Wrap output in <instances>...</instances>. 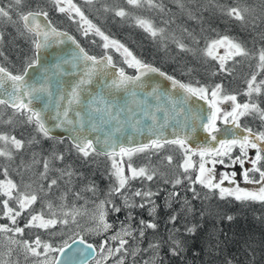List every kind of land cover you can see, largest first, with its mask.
Wrapping results in <instances>:
<instances>
[{"label": "snow or ice", "instance_id": "obj_1", "mask_svg": "<svg viewBox=\"0 0 264 264\" xmlns=\"http://www.w3.org/2000/svg\"><path fill=\"white\" fill-rule=\"evenodd\" d=\"M56 11L67 15L68 19L77 24L78 30L85 38L89 36L98 37L102 43L100 47L103 53L100 56L90 55L77 39L68 34L66 31L59 30L49 19V12L44 7L37 5L35 9L25 11L23 8L24 0H8L6 4L0 5V23H11L18 26L20 34L26 36L31 44V55L25 61L23 68L16 73L9 71L8 68L0 64V109H11L13 115L19 117L24 124L31 125L38 136L45 139H55L51 133L52 124L55 128H63L68 131L71 137L70 151L87 161L90 157L106 156L111 160L110 175L115 178L116 184L109 192V199L94 202L91 209L80 206H66L63 201L65 196H61V203L54 205L49 202L43 205L45 212L36 211L33 208L38 201L43 202L49 193L58 186V179L51 178L49 173L58 166L57 161L64 162L62 153L53 154L50 158L41 161L42 171L36 173L34 184L21 186L11 179H7V169L4 170L6 179L0 180V219L6 222L0 224V234L7 237V248L9 254L21 249L25 257L33 258V264H66L65 261L58 257H50V253H58L64 256L67 249L72 245L66 240L59 246L54 243L41 239L36 234L34 239H14V236H24L25 229H39L54 235L51 229L58 231H72L80 229L75 235L80 239L77 241L72 238L73 243L85 245L84 248H77L81 256L95 255L97 251L100 259L95 264H104V262L116 255L117 264H124V261L118 254H127L129 241L124 237L130 236L129 229L122 227L119 232H114L110 239L115 247H109V239L105 237L99 244V249L91 243H85L83 236L84 231H92L97 235L106 233L112 228L107 216L109 211L119 213L120 207H117L111 201L113 194L124 195L125 204L129 207H141L139 205L128 204V197L125 191L130 188V181H152L157 171L150 166H134L132 157L136 154L147 153L149 155H159L168 146H173L182 154V163L179 168L182 169L183 179L177 176L174 180H165V183H171L173 188L183 183V180L189 182V191L193 192V198H197L195 185L199 184L209 192L215 193L218 190L220 199L232 197L238 202H260L264 203V130L254 131L253 128L242 125L241 120L244 117H258L262 127H264V107L258 103L255 97L264 96V78L259 81L257 77L264 72V47L256 51H250L240 42L222 36L205 44L200 50L203 57L210 58L218 64V68L213 71L212 75L225 73L231 75L228 62L235 61L236 57L248 59H258L256 65L257 71L253 73L250 79L246 80V89L243 93L248 99L241 103L238 101L237 94L225 91L222 83L213 85H202L199 81L193 83L182 82L171 75H167L159 68L144 62L138 58L133 51L118 40L105 34L91 19L85 14L82 7L74 3L73 0H50ZM95 0H84L85 5H92ZM127 4L135 8L143 7L145 4L149 8H157L159 5L154 0H127ZM107 10V9H106ZM251 10L240 7L223 8V15L239 21L241 24H247L246 14ZM115 15L121 18L128 16L124 9L115 11ZM136 25L143 29L153 39L160 38L166 40L168 37L163 29L157 28L151 20L137 17ZM194 43H199L195 37H191ZM4 40L3 33H0V43ZM177 48L181 52H192L193 49L188 47L182 40H175ZM70 42L73 49L69 55L71 59L57 58L54 60H42V53L50 48ZM92 43L97 41L93 39ZM223 49V53L220 50ZM113 53L119 55L122 63L128 68L134 69L135 74L129 75L124 67H118L113 59ZM3 52L0 51V56ZM238 62V61H236ZM71 65L73 69L79 68L77 80L67 85V91L60 89L54 94L51 90V81L55 75H64L66 70L64 65ZM192 69H186L191 74ZM51 73V74H50ZM151 74H158L170 81L172 92L165 94V106L157 105L155 111H149L145 114L144 119L150 121L143 128L140 127L141 121L134 120L132 127L141 135L147 133V142H139L133 146V138L129 136H116L123 130L124 122L121 121L120 111L113 112L115 105L107 98L106 94L97 92L93 94L89 87L93 83V78L97 75L103 76L105 81L111 79V84L105 82V89L110 90L123 89L129 91V86L142 88L144 78ZM158 93V88L153 89V94ZM131 95L135 97V90H131ZM157 100L160 97L157 95ZM196 101H203L207 106L208 113L201 116L203 109L196 104ZM228 104L229 108L225 109L222 105ZM85 111L89 117L88 126L86 127L85 119L81 112ZM128 109V113H131ZM162 113L158 117L156 113ZM69 113H74V118H70ZM127 119V118H126ZM115 122V123H113ZM11 123V120L8 121ZM218 123H223L227 127L223 129L227 138H221L218 134L222 129ZM112 124V128L106 126ZM200 127L206 134L204 143L192 146L190 141L191 132H195ZM106 129V130H105ZM114 129V131H113ZM171 129L169 135L165 132ZM93 132L101 133L92 136ZM32 141H30L31 143ZM38 142V141H35ZM125 142L127 146H125ZM60 143H63L61 140ZM25 148V141L18 139L16 136L0 133V157L12 160L14 152H20ZM238 149V153L233 156V150ZM254 150V155L250 156L249 151ZM198 157V161L193 160ZM119 158V159H117ZM127 158V163H125ZM227 164H226V159ZM164 160L171 165L173 162L172 155H166ZM217 164L233 167L239 165V175L243 183L253 184L258 187L255 190L242 188L237 183L238 172L233 171L230 174H223L220 179L216 180L215 166ZM250 164V168L245 165ZM195 172L193 177L192 173ZM73 172L64 167L60 169L61 176L70 178ZM47 181V183H44ZM227 181L234 187H224ZM31 189L29 190H25ZM124 190V191H122ZM88 191L94 192V188ZM43 194V195H42ZM133 196L141 197L142 200L151 201L154 195L151 191L136 190ZM172 196H178V192L171 193ZM75 198L80 199V193H75ZM108 205H111L109 208ZM26 214V222L23 226L19 224V218ZM86 221L82 225L81 220ZM177 217L173 215L170 220L175 223ZM229 221L232 220L228 216ZM144 224V221L140 222ZM59 226V228H58ZM147 228L155 229V223H148ZM189 232L194 229L189 228ZM12 234V235H8ZM139 235L143 237L144 232L141 230ZM11 245H16L12 248ZM174 247L171 249L172 255H179L180 244L174 241ZM152 248H158L159 245H150ZM88 250H91L89 252ZM135 254V253H133Z\"/></svg>", "mask_w": 264, "mask_h": 264}, {"label": "trees", "instance_id": "obj_2", "mask_svg": "<svg viewBox=\"0 0 264 264\" xmlns=\"http://www.w3.org/2000/svg\"><path fill=\"white\" fill-rule=\"evenodd\" d=\"M157 4L159 7L143 11L147 19L155 22L159 28L161 26L165 31L168 38L162 40V42L166 43L167 49L170 41L174 42L173 37H175V40H182L188 47H192L193 49L192 52H181L180 50L171 52L177 59L176 63L182 65L179 68H174L176 64H172L171 61L167 63L162 62L164 57H166V60L173 58V55L169 54L167 50L160 51L152 47V50L148 51L149 48L147 47H149L148 44L150 43L144 45L139 43V49L138 47L137 49L144 54L148 52L147 54L157 56L161 62L156 60V62L151 64L158 66L162 71L168 73V75L170 74L185 83L195 84L194 82L199 80L202 85L224 84L226 81V84L230 85L231 88H236L245 75L242 73V66L249 69L258 63V59L250 60L248 58L236 57L235 61L230 60L228 62L231 75L218 73L213 76L212 73L218 68V64L215 62H210L208 66L205 63L203 64L202 59L204 57L198 48H203L201 44L205 40L201 39L207 35L212 40L222 36H229L240 42L250 51H256L264 47V0H211L210 4L207 0H158ZM221 6L225 9L236 6L241 9H250L251 11L246 14L247 24H241L239 21L223 15ZM107 21V26L111 29L112 33L117 32L121 34L122 26L116 25L113 20L109 19ZM110 23L111 26H109ZM194 24H197V27ZM201 31L202 33L200 34ZM138 37L140 39L144 38L142 35ZM191 37H195L196 41L200 39V43L197 45ZM158 39L160 38L156 40ZM145 48H147V52ZM193 55L201 58V62L198 65L192 63L191 58ZM197 67H203V69L198 70ZM186 69H192L193 71L191 74H188ZM125 71L134 74V69H125ZM240 77L241 80L239 79ZM261 78L264 77L260 75L257 77V80L259 81ZM227 89H229V86ZM9 120H11V123H8ZM18 120L19 118L13 115L11 109H0V133L10 136L14 135L18 139L25 141V148L20 152H14L12 160L9 161L0 157V180L6 179L4 170L7 169V179L13 180L22 187L34 184V181L37 179L36 173L42 171L41 161L43 159L50 158L53 154L59 153H62L65 157L64 162L61 164V162L57 161L58 167L49 173L51 178L58 179V186L54 188L52 193L48 194V197L43 202L38 201L37 205L33 206L36 211H41L43 205L48 203L49 199L54 205L61 203V196L66 197L63 203L68 207L72 205L80 207L85 203H89L96 196V192L108 189L105 179L108 180L109 184L112 182L113 187L115 186L113 178L109 173L111 160L106 156H94L85 161L78 157L74 151H70L71 144L67 140L58 138L45 139L38 136L31 125L24 124L23 122H21L20 126L17 125L18 127L13 128L12 123ZM242 125L246 126L243 122ZM252 128L254 131H259L256 127ZM61 140L63 143H60ZM30 141L32 142L30 143ZM172 147L168 146V148ZM67 151L71 155L67 154ZM177 153L182 155L179 150ZM142 154H136L133 157H136L137 161L140 159V162H143L145 157ZM147 155L149 156V154ZM161 159L160 157L154 159V164L162 165ZM148 165L149 163L146 166ZM64 167H68L74 173L70 180L67 176L60 175V169ZM170 168L175 173H178L179 164ZM161 181L160 178L151 181L152 183L148 184L151 188L145 192L151 191L154 195L158 196L160 191H162V186H160ZM44 183H47V181H44ZM170 185L171 183H169ZM185 186L189 188L187 180H183L178 189L182 192L186 191L187 194H184V196L191 201L190 204L187 203V210H180V207L183 206V204L180 205V197L175 199L169 212H166L163 209L164 206H162L155 220L156 228L146 230L147 235L141 243V250L134 251L135 257L144 260L151 257L153 264H264V203L251 201L238 202L232 197L220 199L217 192L208 193L209 196L214 198L213 200L207 201L206 195L204 199L199 197L194 199ZM194 187L196 193L202 192L197 190L198 184ZM89 188H94L95 191H88ZM25 190L30 191L31 189L25 188ZM77 192L80 193V199L75 198V193ZM105 194L106 192L103 194L104 197H106ZM110 207L111 205H109ZM43 210L47 211L46 208H43ZM139 210L136 206L133 211L134 215L139 214L145 218L146 214L142 210L139 212ZM120 213L115 217L114 212L110 211L112 215L111 219L113 220L115 217L116 221L117 218L124 220L126 215L124 216L123 212ZM173 215L177 217L175 223L170 220ZM25 216L26 214L19 218L18 222L20 226H23L24 223L22 224L21 218ZM228 216L232 217L231 221L227 219ZM133 219L137 223L138 217L136 216ZM121 221L119 220L118 224ZM0 222L2 224L6 221L0 219ZM148 223L150 222L148 221ZM151 223H153V219ZM189 228L194 229V231L189 232ZM33 232H36L40 236L44 235L43 231L39 229H25V235L22 236V239L27 237L26 234H33ZM31 239H34V237ZM41 239L44 240L42 236ZM65 240L66 237L63 242ZM174 241H178L180 244L179 255H172L171 249L175 246ZM47 242L54 243L57 247L63 243H55L50 240ZM150 245H159V247L154 249ZM125 247L129 249L127 245ZM54 254L57 255V253ZM120 255H125V253L122 252Z\"/></svg>", "mask_w": 264, "mask_h": 264}, {"label": "rangeland", "instance_id": "obj_3", "mask_svg": "<svg viewBox=\"0 0 264 264\" xmlns=\"http://www.w3.org/2000/svg\"><path fill=\"white\" fill-rule=\"evenodd\" d=\"M156 1L158 2V0H154L155 4H157ZM207 1L209 4L211 3V0H207ZM7 2H8V0H0V5L6 4ZM73 2L77 3L78 6L82 7L83 10L85 11V14L88 16V18L91 19L92 22L95 23L98 27H100L101 30L105 32V34H107L111 38L118 40L121 43H123L131 51H133V53L138 58L142 59L146 63L151 64L153 62H156V60H158L157 56L147 54L148 53L147 48H149L148 51H151L152 47L157 48L160 51L167 50V52L171 55H173L171 52H174L175 50H179L176 46V43L173 42L172 40L170 41V39H169L170 45L167 49V47H166L167 45L165 42H162L161 39H158V40L154 39L153 40V38L151 36H149L146 32L143 31V29H141L140 27H138L136 25V18L137 17H142V18L147 19L146 18L147 16H145V13L143 10H149L150 8H148V6L146 4L143 7L135 8L133 6L128 5L127 0H116V1L115 0H95V2L92 5H85L84 0H73ZM37 5L44 7L45 10H47L49 12V16L52 17L59 26L67 28L74 33L75 32L78 33L79 36L84 40V43H82V46L87 49L88 53L96 55V56H100L103 53V49L100 47V44L102 43V41H100V39L98 37H92V36H89L88 38L83 37L81 35L80 31L78 30L77 24L74 23V25H73L72 23L68 22L66 15L56 11L55 7L52 5L50 0H24L23 8L25 11H27L30 9H35V7ZM119 9H124L128 13V16H126L124 18L116 16L115 11L119 10ZM160 10H162V9H160ZM164 10H163V12H164ZM63 16L65 18L62 19ZM109 19L113 20L116 23V25L119 24L118 26L123 27V28H121V34H119L117 32L116 33L111 32V29H109L107 26V24H108L107 20H109ZM152 23L157 28H159L155 24V22H152ZM260 24H263V23H260ZM194 25H195V27H197V24H194ZM109 26H111V23ZM160 29H162L161 26H160ZM0 33H3V36H4L3 42L0 43V48H1V46H3L4 48L5 47L8 48V47L13 46L14 50H17V51H18V49H22L23 52L26 51L23 54V56L26 55V57L28 58V54L30 53L31 50H29L28 47H26V45H25L26 48L24 51L22 45H23V43L28 44L29 39L26 36H23L20 34V31H19V28L17 25L7 23V22L0 23ZM201 33H202V31L200 32V34ZM139 35H142L144 38L140 39L138 37ZM93 39H95L97 41L95 44L91 42ZM201 40H205L204 43L201 44L203 46V48L205 47L206 43L212 41V39L210 37H208V35L205 37H202ZM201 40L199 39L198 42L200 43ZM139 43L143 44V45L150 43V44H148L149 47L145 48V51L147 53L144 54L143 52H140L138 50L139 49V46H138ZM137 47H138V49H137ZM198 49L201 50V48H198ZM1 51L3 52V55H4L5 51L3 50V48H1ZM220 52L223 53V49H221ZM5 53H7V51ZM9 55H13L12 52H9ZM30 55H31V53H30ZM4 57H6V56L4 55ZM113 59L117 63V65L124 67L125 69H128V70H133V69L128 68L127 65L122 63V60L118 54L113 53ZM191 59H192V63H195V65H198L201 62V58L199 56L193 55V57ZM23 60H25V59H22V61ZM255 60H257V59H255ZM170 61L172 64H176L175 65L176 67L174 66V68H179L180 66H182L181 64L179 65L176 63L177 59L174 55H173V58L171 60L170 59L166 60V57H164L162 59L163 63H165V62L167 63ZM194 61H196V62H194ZM159 62H161V60ZM210 62L214 63V61H212L210 58L204 57L202 59V63L207 64V66L210 65ZM256 65L250 67L249 69L242 66V73H244L245 75H244V78L242 79V81L239 82V84L236 88H233V87L231 88L230 85L226 84V81L223 84L225 91L228 93L237 94L238 101L241 103L245 102L248 99L246 96L243 95V93L246 89V80L250 79L251 75L257 71ZM22 66H23V64L21 62H18L17 65L15 66L16 68H13V69H20V67H22ZM199 69H203V67L202 68L199 67L198 70ZM198 72H200V71H198ZM248 74H249V76H248ZM260 75H262V77H264V72H261ZM212 79H213V76H212ZM239 79L241 80V77ZM196 81H199V80H196ZM199 82H201V81H199ZM228 86H229V89H227ZM234 91H236L238 93H235ZM239 92H240V94H239ZM242 96H244V97H242ZM254 99H256V101L261 103V106L264 107V96H262V97H255L254 96ZM258 99H259V101H258ZM222 107L225 109H228L229 105L225 104V105H222ZM21 122L22 121L19 118L18 121H15L12 123V125H13L12 127L13 128L18 127L17 125L20 126ZM242 122L246 126H249L251 128L256 127L257 130H259V131L264 130V127H262L261 122H260L258 117H244L241 120V123ZM4 123H7V122L5 121ZM218 124H220V127L222 125H224L223 123H218ZM177 151H178V149L176 150L175 147H172V148H166L159 155L152 154V155L148 156L147 153H143L142 156L145 157V160L143 162H140V159L137 161L136 157H132V161L134 163V166H146L149 163L148 166L156 169L157 175L152 181H154L158 178H160L162 180L160 182L161 183L160 186H162V191H160L158 196L153 195L151 197V201L154 202V205H153V203L149 202L147 199L142 200L141 197H136V196L134 197L132 195V193L136 190L146 191L147 189H150L151 187L148 184L152 183L151 181H146V180L145 181H141V180L130 181V188L125 191V195H127V197H128V204L139 205L140 203H144L145 206L143 208L138 207V206H137V208H138V210L140 209V210H142V212L144 214H146L145 218H143L139 214L134 215L133 211L136 207L127 206L125 204L124 195L113 194L111 196V201H112V203L117 205V207L121 208L120 212H123L124 216L126 215L125 219L122 220L121 218H117V221L115 220L116 219L115 217H117V215H119V213H120L119 212V213H114L115 217L112 220L111 219L112 215L110 214V211H109L107 219H108L109 223L112 224V228L109 229L108 232L97 235L95 232H92V231H84L81 233V235L86 240L87 239H88V241L91 240L90 242H93L96 246H98V248H99V244L101 243V241L105 237H107L109 239L108 246L109 247H115L116 245H114L110 239L111 235L114 232H119L122 227L127 228L130 230L131 235L126 236L124 238L129 241V243L127 245V247H129V249L127 248V254H125V255L118 254L120 256V258L123 259L124 264H153V259L151 257L149 259L144 260V259H141L139 257H135L136 254H133L134 251L135 252L137 250L140 251L142 248L141 243L143 242L144 237L147 235L146 230L150 229V228L146 227V225L148 224V221L151 222L153 219V223H156L155 220L157 219L158 213L161 210L160 208L162 206H164L163 209L166 210V212H169L171 210V206H172L173 202H175V199L177 197H180V199H181L180 205L183 204V206L180 207L181 208L180 210H182V209L187 210V208H186L187 203L188 204L191 203V201L189 199L185 198V196H184V194H187V192L186 191L182 192L180 189H178L179 185H177L175 188H173L172 184L169 186V183L164 182L166 179L172 180V179H175L177 176H180L181 179H183L182 169L179 168V170H177L178 173H175V171L170 168L174 165H178V164L180 165L182 163L183 157H182V155H179L177 153ZM66 153L71 155V153L69 151H67ZM237 153H238V149H234L232 155L235 156ZM73 154L75 155L74 152H73ZM166 155H172L173 162L171 165L167 164V161L164 160V157ZM249 155L253 156L254 150H250ZM154 157H156V158L160 157V159L162 158L161 159L162 165L161 164H159V165L154 164V159H156ZM35 158H36V156H35ZM117 159H119V158H117ZM31 160H35V159H31ZM193 160L198 161V157H193ZM125 163H127V158H125ZM226 164H227V159H226ZM245 167L250 168L251 165L246 164ZM110 168H111V161H110ZM111 171H112V169H110L109 173H111ZM233 171L238 172V176L236 179H237V183H239L242 188L255 190L258 187L257 185L243 183L241 176L239 175V172L241 170L239 169L238 164L233 166V167H228L226 165L217 164L215 166L216 180L218 181L223 174H225V173L230 174ZM195 174H196L195 172L192 173V175H194V176H195ZM112 178H113L114 184H116L115 178L113 176H112ZM105 181L108 184V187H107L108 189L100 190L99 192H96L95 193L96 196L93 197V199L91 198L92 200H90L89 203L83 204V206L91 209L93 207L94 202L98 203L101 200L109 199V192H110L109 189L110 188L112 189L113 185H112V182H110V184H109L108 180L105 179ZM223 186L229 187V188L234 187L233 185L229 184L227 181L224 182ZM185 187H187V186H185ZM185 187H180V188H185ZM197 190L204 192V193L197 192V194H198L197 197L204 199V197L206 195L205 198L207 199V201L214 199L212 196L208 195V193H213V192H209L208 189L203 188L201 185H199V187H197ZM122 191H124V190H122ZM105 192H106V194H105L106 197H104V195H103ZM173 192H178L179 195L178 196H172L171 193H173ZM189 192L193 195L192 191H189ZM216 192L218 193V190H216ZM108 207H109V205H108ZM140 210H139V212H140ZM136 216L138 217L137 223L134 222V219H133ZM25 217L21 218L22 224L26 222ZM119 220L120 221L122 220V221L118 224ZM141 221H144V224H141L140 223ZM81 223H82V225H84L86 223V221H84L82 219ZM0 224H1V222H0ZM141 230L144 232L143 237H141L139 235ZM41 231H43V230H41ZM49 231L53 232L54 235H49L47 232H44V231L42 232L44 235H41L42 238L46 241L50 240V241L55 242V243H60V242H63V240L66 237V241L69 243L72 241L73 237H75V239L80 238L79 236L75 235L76 232L80 231V229H78V228L75 229V231H72L71 228H69L68 230H63V231H58L56 229H51ZM8 235H12V234H8ZM26 235H27V237L25 239H31V238L35 237L36 232H33V234H26ZM13 238L17 239V240L22 239V237H20V236H14ZM7 244H8L7 237L3 234H0V264H33V258H31V257L26 258L25 254L23 253V251L21 249H17L16 251L9 254ZM11 247L16 248L17 246L11 245ZM56 256L57 255H55L54 253H50V257H56ZM99 259H100V255L98 254V256L96 257L95 261L92 262V264H95L96 260H99ZM104 264H117L116 255L108 258L104 262Z\"/></svg>", "mask_w": 264, "mask_h": 264}, {"label": "water", "instance_id": "obj_4", "mask_svg": "<svg viewBox=\"0 0 264 264\" xmlns=\"http://www.w3.org/2000/svg\"><path fill=\"white\" fill-rule=\"evenodd\" d=\"M68 34L73 36L70 33H68ZM73 47L74 46L71 45L70 42H68V43H65L63 45H59V46H56L54 48H50V49H48L42 53L41 58H42V60L51 61V60L63 57V58H67L70 60L71 56L69 55V53H71ZM153 66L159 68L158 66H155V65H153ZM63 68L66 70L65 74L64 75H55V76H53V79L51 81L50 86H51V90L54 94V97L58 91L57 82H59L60 89L67 91V85L77 80V75L72 74L73 71L77 74H79L81 71L79 68L73 69L70 64L64 65ZM127 74H129V73H127ZM134 74H135V72H134ZM134 74H129V75H134ZM105 82L107 84H111V79H107V81H105V78L103 76L97 75L96 77L93 78V83L88 87H89V90L93 94H96L97 92H100L101 94H106L107 98L111 101V103L113 105H115V107L113 108V112L120 111L121 121L122 122L126 121L123 124L122 132L116 133V136L121 137V139H123V137H125V136L132 137L133 138V146H135L136 143H139V142H145L146 143L147 142V133L145 132L144 135H141L139 132H137L133 129L132 123L134 120H140L141 121V125H140L141 128H143L145 126V124L150 123V121H146L144 119L145 114L149 111L154 112L158 104L162 107L165 106V103H166L165 94L173 91L171 88L170 81H167L164 77H161L158 74H151L150 76H147L144 78V86L142 88H136L135 86H129V89H130L129 91H125L123 89H120V90L111 89L110 94H109V90L105 89V87H104ZM154 88H158L157 94H153ZM131 90H135V92H136L135 97H133L131 95ZM157 95L160 97L159 100H157V98H156ZM195 103L198 104L203 109V111L200 113V115L206 116L208 113V109H207V106L204 104V102L203 101H196ZM129 108L132 110L130 114L128 113ZM81 115L84 117L85 124L87 127L88 126L87 122H88L89 117L85 111H82ZM156 115L158 117H161L163 114L157 112ZM69 116H70V118H74V113H69ZM113 123H115V122H113ZM49 126L51 127V133H52L53 137L58 138V139H62V140H69V142L71 143V137H70V134L68 131H65L63 128H59V129L55 128L52 126V124H50ZM112 127H113V125L109 124L106 126V129L112 128ZM226 127H227L226 125H222L220 127L222 129V131L218 135L221 138H227L225 136L224 131H223V129H225ZM113 131H114V129H113ZM170 132H171V129H168L165 132V135H169ZM99 134H101V133L93 132L92 136H96ZM190 135L192 136V139L190 141V144L192 146H195L196 144H199V143H204L206 140V134L203 132V129L200 127H197L195 132L190 131ZM125 146H127L126 142H125ZM79 239L80 238H76L77 241ZM84 240H85V238H84ZM85 243L87 244L90 242L85 240ZM69 244H71L72 247L67 249L66 254L64 256H59V254L57 255V257L59 259L65 261L66 264H88L90 261L94 260L93 255L81 256L76 251L77 248H84L85 245L73 243V240ZM88 251L91 252V250H88ZM94 255H95V259H96L97 255H98V251H97V254H94Z\"/></svg>", "mask_w": 264, "mask_h": 264}, {"label": "flooded vegetation", "instance_id": "obj_5", "mask_svg": "<svg viewBox=\"0 0 264 264\" xmlns=\"http://www.w3.org/2000/svg\"><path fill=\"white\" fill-rule=\"evenodd\" d=\"M66 17H67V15H66ZM63 18H65V17L63 16L62 19ZM50 19H51V22L58 29H60L62 31L63 30L66 31L67 30L68 32L73 33L74 34L73 36L78 39V41L80 42V44L84 42V40L79 36L78 33H76V32L74 33V32L70 31L67 28H64V27L59 26L52 17H50ZM67 20H68V22H70V23H72L74 25V23L71 20H69L68 17H67ZM25 45H26V47H28L29 50H31V44H30V42L28 44L23 43L22 47H23L24 51H25V48H26ZM1 48H3V50L5 52L7 51V53L4 52V55L6 57H4V55L0 56V64H2L3 66H5L6 68H8V70L9 71H12L13 73L19 72V70L21 68H23V66L25 64V60H27L26 55L23 56V54L26 51L23 52L22 49H18V51L17 50H14V47L13 46L12 47H8V48L7 47L4 48L3 46H1ZM1 48H0V51H1ZM9 52H12L13 55H9ZM30 53H31V51H30ZM30 53L28 54V57L30 56ZM22 59H25V60L22 61ZM18 62H21L23 64V66L20 67V69H13V68H16L15 66L17 65ZM218 126L220 127V124H218Z\"/></svg>", "mask_w": 264, "mask_h": 264}, {"label": "bare ground", "instance_id": "obj_6", "mask_svg": "<svg viewBox=\"0 0 264 264\" xmlns=\"http://www.w3.org/2000/svg\"><path fill=\"white\" fill-rule=\"evenodd\" d=\"M50 19V18H49ZM51 20V19H50ZM55 26V25H54ZM60 30V29H59ZM67 32V31H66ZM69 33V32H68ZM70 34H72V33H70ZM73 35V34H72ZM81 46H82V43L80 44ZM83 47V46H82ZM84 48V47H83ZM86 51H87V49L86 48H84ZM88 52V51H87ZM168 74V73H167ZM67 141H69V140H67ZM71 144V143H70ZM84 238V237H83ZM86 240V239H85ZM88 241V240H87ZM72 242V241H71ZM71 242H69V243H71ZM89 242V241H88ZM90 243H92L96 248H97V250L99 249L98 248V246H96L93 242H90ZM99 254V253H98ZM57 255H58V253H57ZM98 256V255H97ZM57 257V256H56ZM95 261V259L94 260H92V261H90L88 264H92V262H94Z\"/></svg>", "mask_w": 264, "mask_h": 264}]
</instances>
